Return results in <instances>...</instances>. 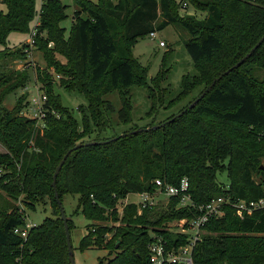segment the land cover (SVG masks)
<instances>
[{
	"label": "trees",
	"instance_id": "trees-1",
	"mask_svg": "<svg viewBox=\"0 0 264 264\" xmlns=\"http://www.w3.org/2000/svg\"><path fill=\"white\" fill-rule=\"evenodd\" d=\"M37 2L0 0L4 6L0 8V141L7 148L0 152V264H71L53 174L71 147L90 141L85 139L90 121L101 120L104 105L112 106L103 96L118 90L123 104L121 119L131 120V87L151 88L147 68L133 56L138 38L169 23L182 25L189 32L185 45L197 73L183 76L182 94H186L200 85L203 92L264 35V0L182 2L205 11L202 19L180 15L181 2L176 0H74L77 9L68 35L62 25L69 16L68 5L62 0H44L39 6ZM160 16L163 19L158 23ZM38 17L36 49L43 51L49 66L69 76L63 80L67 90L87 98V103L79 106L83 126L63 104L48 74L38 77L48 96L45 127L20 114L25 97L12 109L4 106L5 97L25 86L30 77L27 68L7 67V58L23 57L28 47L25 44L12 51L8 37L14 31L31 33ZM55 52L66 57V67L55 58ZM257 63L264 66V41L173 121L106 144L74 149L57 177L62 202L66 194H79L75 213L101 220L108 211L118 220V203L128 194L155 191L158 178L180 185L185 177L197 204L217 197L248 201L263 197L264 86L250 66ZM161 79L160 72L152 81L159 85ZM225 171L228 183L218 180ZM46 199L53 216L32 227L26 239L16 234V227L25 226L26 207L35 210ZM179 201L178 196H172L166 209L159 210L157 205L141 212L137 203L129 202L123 207V225L91 228L79 248L98 247L108 250L110 256L115 254L106 264H151L149 244L156 240L155 235L162 236L170 249L189 240L187 234L165 227L170 220L198 213L177 207ZM224 211L204 227L193 252L195 264H264V209L244 218L230 204ZM68 223L71 232V216Z\"/></svg>",
	"mask_w": 264,
	"mask_h": 264
},
{
	"label": "rangeland",
	"instance_id": "rangeland-1",
	"mask_svg": "<svg viewBox=\"0 0 264 264\" xmlns=\"http://www.w3.org/2000/svg\"><path fill=\"white\" fill-rule=\"evenodd\" d=\"M37 1L39 6L41 1ZM62 1L68 5L67 13L69 16L62 21V25L67 29L66 35H68L72 21H74L73 15L74 11L77 9V4L74 0ZM92 1L96 2L98 0ZM176 1L177 3L181 2L180 4L178 3V12L182 16L196 15L197 18L202 19L207 14L205 11L197 10L191 2H188L187 5L182 3L187 0ZM3 7L4 6L0 4V8ZM162 19V16H160L158 23H160ZM157 33L158 36L156 38H152L150 34L138 38L132 48L133 56L137 58L142 66L147 68V85L151 88L148 89L146 86L141 85H134L131 87V120L124 122L121 119V109L123 107L121 96L118 90H113L103 96L106 101L110 102L112 105L111 108L108 104L104 105L102 119L98 120V122L90 121V127L85 137L86 140H107L136 129L161 124L187 107L204 89V86L200 85L188 93L182 94L183 76L197 73L193 59L185 45V41L190 38L189 32L182 25L169 23L158 29ZM29 38L30 33L16 31L10 33L8 43L11 50L17 51L18 49H22ZM160 40L165 41V46L160 45ZM49 45L53 46L54 43L50 41ZM54 55L61 63L62 67L67 66V59L65 56L59 52H55ZM2 62H4V60ZM5 62L10 69L27 68L30 75L25 86L16 89L5 97L4 106L6 108L12 109L21 98L25 97L24 103L26 104L22 108L20 114L36 119V124H44L45 121L35 116L31 109V96L36 93L37 85L41 91L43 90L41 89L43 85L39 82L38 77L41 75V77L44 78V76L48 74L54 81V87L60 94L63 104L72 111L79 125L83 126V115L79 110V106L81 104H86L87 98L78 91H69L65 88L63 80L68 79L69 76H66L63 72H59L55 67L49 66L43 51L34 48L32 53H26L23 57H18L16 59L7 58ZM257 64L259 65L257 66ZM257 64H252L250 66L253 68L254 77L264 86V66L260 63ZM160 72L162 73V79L160 84L157 85V81H152V79ZM150 90H152L154 94L152 97L150 96ZM53 113L57 116L60 115L58 111H54ZM6 150V146L0 141V152H5ZM262 163L264 164V158L262 159ZM218 180L223 183H228L227 172L220 173L218 175ZM158 196L160 202L157 208L159 210L166 209L169 197L165 194H159ZM139 200L140 197L137 193L128 194L126 198L120 200L118 203V220H114L113 216L110 215L108 211L101 220H88L81 212L75 213V210L78 208L79 194H66L63 198V206L67 215L72 217L73 223L71 232L75 264H100L101 260L103 264H106L115 254L110 256L108 250L98 247H90L86 250L80 249L79 243L82 237L86 235L91 228L96 226L123 225V222L120 221L123 215V207L129 202L137 203ZM19 204L23 207V203H21L20 200ZM179 206L178 203L177 207ZM48 216H53V208L48 199H46V203H38L35 210L26 207V222L38 224ZM175 221L176 219L170 220L168 227H172L171 231L177 232L181 229V226L177 225ZM89 224H92V226ZM111 236L112 233H109L108 237Z\"/></svg>",
	"mask_w": 264,
	"mask_h": 264
},
{
	"label": "built area",
	"instance_id": "built-area-1",
	"mask_svg": "<svg viewBox=\"0 0 264 264\" xmlns=\"http://www.w3.org/2000/svg\"><path fill=\"white\" fill-rule=\"evenodd\" d=\"M42 4L44 0H40ZM40 25L39 17L35 20L32 31L30 33V38L25 44L28 45L25 48L27 53H32L34 48H36V37L38 34V26ZM157 31H152L150 36L156 38ZM160 45L165 46V41L160 40ZM48 100V96L44 90H40L38 85L36 86V93L31 96V109L35 116L39 117L44 121L46 116L47 107L45 106ZM37 125L45 127V123H38ZM157 189L155 191H144L137 193L140 200L137 202L139 211L148 207H155L159 204V194H165L166 196H178L180 198L179 207H188L191 209H196L198 213L191 217H185L182 219H176V224L181 226L179 233L188 235V242L178 248H167L166 242L160 235H155L156 240L149 244L150 249V263L151 264H195L193 260V252L196 244L200 240L204 227L210 221L212 217H222L225 213L224 206L230 204L235 208L236 214L240 218H244L247 215H251L256 210L264 209V196L256 200H246L237 199L230 200L226 197H217L212 200L197 204L193 201L191 194L189 193V180L188 178H183L180 185H172L165 183L162 179H156ZM126 204V203H125ZM124 204V205H125ZM26 221V220H25ZM37 223L26 222L25 226H18L14 229L16 234H19L23 238H27L29 230L34 227ZM169 222L165 226L167 229L172 230V227H168Z\"/></svg>",
	"mask_w": 264,
	"mask_h": 264
},
{
	"label": "water",
	"instance_id": "water-1",
	"mask_svg": "<svg viewBox=\"0 0 264 264\" xmlns=\"http://www.w3.org/2000/svg\"><path fill=\"white\" fill-rule=\"evenodd\" d=\"M264 41V35L262 36V38L255 44L254 47H252V49L242 58L240 59L233 67L227 69L223 74H221L219 77H217L209 87H207L194 101H192L187 108H184L182 111H180L177 115H175L173 118L167 120L166 122H171L173 121L177 116H181L183 115L189 108H192L194 107L198 101L203 98L205 96V94L210 90V88L212 86H214L216 84V82L218 80L221 79V77H223V75L229 73L232 69L240 66L260 45L261 43ZM166 122H163L161 124H158V125H155V126H152V127H146V128H142V129H136V130H133V131H130L129 133H123V134H120L116 137H113V138H110V139H107V140H100V141H94V140H90V141H86V142H83V143H78L77 145H75L74 147H71L66 153L65 155L63 156V158L61 159V161L59 162V164L57 165L56 169H55V172L53 174V181H52V184H53V187L55 189V197H56V200L58 202V205L60 207V212H61V217L64 221V225H65V231H66V237H67V244H68V251H69V259H70V262L71 264H75V258H74V248H73V243H72V240H71V232H70V227H69V223H68V216H67V213L65 211V208L63 206V202L62 200L60 199V196H59V193L57 191V177H58V174L61 170V168L63 167L66 159L68 158L69 154L76 148H79V147H82V146H89V145H95V144H106L108 142H111V141H114L120 137H124L126 136L127 134H135L137 132H140V131H149L151 129H158L162 126H164L166 124ZM118 245V244H117Z\"/></svg>",
	"mask_w": 264,
	"mask_h": 264
},
{
	"label": "crops",
	"instance_id": "crops-1",
	"mask_svg": "<svg viewBox=\"0 0 264 264\" xmlns=\"http://www.w3.org/2000/svg\"><path fill=\"white\" fill-rule=\"evenodd\" d=\"M132 194V193H131ZM130 195V194H129Z\"/></svg>",
	"mask_w": 264,
	"mask_h": 264
}]
</instances>
